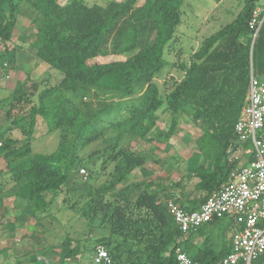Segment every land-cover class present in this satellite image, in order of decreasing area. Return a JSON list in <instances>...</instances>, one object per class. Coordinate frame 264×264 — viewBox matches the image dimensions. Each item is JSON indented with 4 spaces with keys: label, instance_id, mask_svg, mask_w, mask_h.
<instances>
[{
    "label": "trees",
    "instance_id": "16d2710c",
    "mask_svg": "<svg viewBox=\"0 0 264 264\" xmlns=\"http://www.w3.org/2000/svg\"><path fill=\"white\" fill-rule=\"evenodd\" d=\"M138 1L111 0L101 7L86 0H0V65L14 59L10 43L23 16L35 27L37 57L62 73L59 82L42 89L36 81L29 85L27 76L18 94L3 101L10 105L9 130L18 129L23 137L0 138V172L10 175L17 195L34 212L48 210L67 186V199L77 198L67 207L75 209L77 202H85L83 216L98 220L107 230L94 245L108 249L112 264L124 257L127 247L130 264H178V247L199 264H211L224 255L214 251L211 242L205 244L209 251L194 248V231L180 229L165 188L132 178L148 159L123 141L128 136L151 143L162 136L170 139L185 115L201 131L196 139L200 162L187 177H197L195 187L205 194L189 203L175 202L195 210L229 179L237 165L232 154L251 145L240 143L235 131L247 103L251 70L264 79V21L259 30L251 23L259 0H245L233 21L184 57L176 32L185 0ZM147 28L153 30V39L139 46V36ZM125 30L129 34L120 48L123 56L98 62L96 57L111 38ZM170 67L177 68L178 78L163 76ZM162 114L170 117L167 130L159 128ZM39 119L50 132L59 131L58 146L51 153L33 150ZM110 128L114 133L107 137ZM99 139L105 146L89 159L96 164L93 158L98 157L112 168L106 180L93 185L90 171L87 180L80 174L87 161L81 152ZM70 243L68 237L62 248L69 259L80 251Z\"/></svg>",
    "mask_w": 264,
    "mask_h": 264
},
{
    "label": "rangeland",
    "instance_id": "374dc122",
    "mask_svg": "<svg viewBox=\"0 0 264 264\" xmlns=\"http://www.w3.org/2000/svg\"><path fill=\"white\" fill-rule=\"evenodd\" d=\"M65 3L67 0H60ZM90 5L105 7L111 0H86ZM143 0L138 1V5ZM264 4V0H262ZM245 4V0H185L182 7L183 22L177 28L176 34L179 36L177 46L182 48L183 56L191 53L201 45V41L227 24L238 16ZM128 30L122 36L111 38L108 47L101 56L96 57L98 62H108L123 56L120 53L121 46L126 42ZM153 30L147 28L142 30L139 36V46L149 43L153 39ZM35 39V27L30 21L21 16L11 46L15 47V56L8 66L0 65V138L10 135L14 138H22L20 130H9L10 121L6 119V110L10 107L9 103L4 104L7 98H12L18 94L21 83L27 76H30L29 85L33 81L39 82L40 89L45 86L56 84L62 79V73L56 68L51 67L36 55V48L33 45ZM2 50H0V54ZM176 67L166 68L163 76L167 78L174 75L179 77ZM9 75L10 77H6ZM162 79L158 77L160 84ZM171 83L173 80L170 81ZM139 94V93H138ZM119 99V96H110L111 99ZM37 100V96H34ZM170 117L162 114L159 121V128L167 130ZM59 131L50 132L46 122L39 119L37 131L32 139V147L35 152L51 153L59 143ZM113 129H108L106 136L113 134ZM201 134L200 129L187 116L181 115L175 135L170 139L159 137L155 142L140 141L138 138L128 136L123 141V145L129 146L134 150L145 153L148 163L144 168L137 169L134 177L138 180H152L160 187H164L165 199L169 201L194 200L204 196L205 192H200L195 185L197 177L188 178V173L200 162V152L196 143L197 137ZM105 143L102 139L89 145L81 156L85 159V167L91 172L90 184L95 185L106 180L111 170L110 163H103L102 159L95 157L96 164L91 162L89 156L96 150L103 149ZM240 154V153H239ZM243 160L245 155L242 152ZM2 161H0V166ZM4 166V165H3ZM105 166V167H104ZM104 167V168H103ZM3 176L0 174V179ZM67 186L60 190L52 202L49 212L57 214L55 222L57 232L55 235L60 239L69 237L72 247H79L80 251L74 259L70 258L68 264H94L92 247L96 239L107 234L105 227L100 226L98 220H89L83 216L85 202H77L75 209H69L66 203H75L77 198H68ZM54 196V195H53ZM73 200V202H71ZM180 200V201H181ZM179 201V202H180ZM180 204V203H179ZM88 208V207H87ZM86 210V209H85ZM61 212V213H59ZM60 224V225H59ZM225 220L217 223V233H222ZM106 231V233H105ZM130 249L126 248L123 258L117 264H130Z\"/></svg>",
    "mask_w": 264,
    "mask_h": 264
},
{
    "label": "built area",
    "instance_id": "2783aa9c",
    "mask_svg": "<svg viewBox=\"0 0 264 264\" xmlns=\"http://www.w3.org/2000/svg\"><path fill=\"white\" fill-rule=\"evenodd\" d=\"M263 21L264 4L259 0L251 23L259 30ZM8 65V62L3 64ZM235 131L240 143L251 144L244 148L245 160L237 151L232 154L231 159L237 160V165L229 179L199 208L187 211L179 203L169 201V210L185 233L198 230L214 218L234 216L241 226L233 234L232 250L211 264H254L256 261L264 264V79L257 77L253 70L247 103ZM80 174L87 180L90 173L86 167H81ZM176 252L178 264H199L182 247ZM93 261L94 264L113 262L102 244L94 247Z\"/></svg>",
    "mask_w": 264,
    "mask_h": 264
},
{
    "label": "crops",
    "instance_id": "0c3cea01",
    "mask_svg": "<svg viewBox=\"0 0 264 264\" xmlns=\"http://www.w3.org/2000/svg\"><path fill=\"white\" fill-rule=\"evenodd\" d=\"M243 151L244 147L237 149V153L241 154ZM51 197L52 194H49L48 198ZM49 209L34 212L29 203L17 195L9 174H5L0 179V264H68L70 262L62 251L68 237L60 240L56 237L57 214L54 216ZM223 220H225L223 226L225 228L222 233H217L216 225ZM240 226L241 223L231 215L215 218L193 232L194 248L209 251L205 248V244L211 242L214 251L225 256L232 250L233 234Z\"/></svg>",
    "mask_w": 264,
    "mask_h": 264
}]
</instances>
